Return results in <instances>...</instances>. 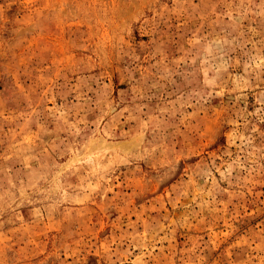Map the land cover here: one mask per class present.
Returning a JSON list of instances; mask_svg holds the SVG:
<instances>
[{
	"label": "rangeland",
	"instance_id": "obj_1",
	"mask_svg": "<svg viewBox=\"0 0 264 264\" xmlns=\"http://www.w3.org/2000/svg\"><path fill=\"white\" fill-rule=\"evenodd\" d=\"M0 264H264V0H0Z\"/></svg>",
	"mask_w": 264,
	"mask_h": 264
}]
</instances>
